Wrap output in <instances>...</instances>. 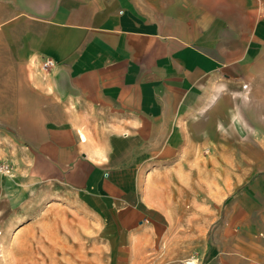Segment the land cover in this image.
I'll return each mask as SVG.
<instances>
[{"label": "crops", "instance_id": "crops-1", "mask_svg": "<svg viewBox=\"0 0 264 264\" xmlns=\"http://www.w3.org/2000/svg\"><path fill=\"white\" fill-rule=\"evenodd\" d=\"M43 21L38 31L3 29L23 42L14 54L26 73L0 71L2 114L51 116L28 122L26 179L111 213L136 234L134 259L160 219L168 258L189 251L198 240L188 229L203 224L180 182L191 178L187 163L191 173L201 165L196 150L214 131L264 146L252 96L264 97V0H59ZM43 57L56 66L29 77L31 58ZM12 84L24 87L12 95ZM263 198L264 188L262 264Z\"/></svg>", "mask_w": 264, "mask_h": 264}, {"label": "rangeland", "instance_id": "rangeland-1", "mask_svg": "<svg viewBox=\"0 0 264 264\" xmlns=\"http://www.w3.org/2000/svg\"><path fill=\"white\" fill-rule=\"evenodd\" d=\"M58 2L0 0V71L10 69L17 76L26 73L14 54L23 42L14 35H5L3 29L38 31ZM13 17L17 19L11 21ZM44 58H31L27 68L29 77L47 75L52 70L41 72ZM21 87L24 85L12 84L10 93L13 95ZM261 94L252 92L254 97L260 95L255 104L260 105L263 114L264 136ZM6 111L0 108V264H187L191 260L196 264H262L264 146L245 148L241 146L246 142L236 135L210 133L209 146L196 150L201 165L191 173L187 163L186 172L191 178L180 182L188 192L194 193L193 199L186 198L188 213L193 210L190 201L198 200L196 217L199 219L201 215L203 226L188 229L197 236L196 246L189 251L171 253L173 258H168L170 251L163 241L160 219L161 227L156 233H147L143 239V253L139 257L144 258L134 259L136 234L116 226L111 213L92 209L81 192L26 179L22 149L30 132L28 122L41 123L51 116L2 114ZM243 204L245 210L239 207ZM233 207L235 219L231 220Z\"/></svg>", "mask_w": 264, "mask_h": 264}, {"label": "built area", "instance_id": "built-area-1", "mask_svg": "<svg viewBox=\"0 0 264 264\" xmlns=\"http://www.w3.org/2000/svg\"><path fill=\"white\" fill-rule=\"evenodd\" d=\"M56 66V62L52 58H44L40 63L41 71L48 72Z\"/></svg>", "mask_w": 264, "mask_h": 264}, {"label": "bare ground", "instance_id": "bare-ground-1", "mask_svg": "<svg viewBox=\"0 0 264 264\" xmlns=\"http://www.w3.org/2000/svg\"><path fill=\"white\" fill-rule=\"evenodd\" d=\"M247 85L243 86V89H246ZM10 172H7V174H9ZM188 264H196L195 261H189Z\"/></svg>", "mask_w": 264, "mask_h": 264}]
</instances>
